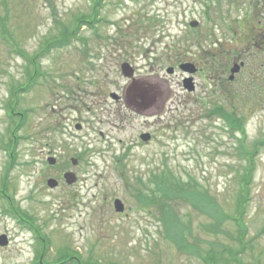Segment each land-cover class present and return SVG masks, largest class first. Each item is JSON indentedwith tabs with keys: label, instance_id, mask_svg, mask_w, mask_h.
Returning a JSON list of instances; mask_svg holds the SVG:
<instances>
[{
	"label": "rangeland",
	"instance_id": "374dc122",
	"mask_svg": "<svg viewBox=\"0 0 264 264\" xmlns=\"http://www.w3.org/2000/svg\"><path fill=\"white\" fill-rule=\"evenodd\" d=\"M250 1L252 18L242 21L248 10L234 0L0 3V187L6 183L11 195L0 194V235L9 237L0 245V264L36 263L37 234L47 244L43 264H59L65 247L79 251L75 261L92 256L96 264H207L199 247L211 264H238L221 251L226 248L243 249L241 264H264V0ZM229 7L231 13L224 11ZM78 15L85 18L76 25ZM63 26L64 44L45 49ZM30 57L40 75L28 90ZM125 61L134 78L122 72ZM236 61L245 65L230 80ZM185 63L199 71L185 77ZM183 77L195 78V91L185 89ZM15 89H21L16 106L28 118L14 135L9 103ZM142 94L149 95L144 107L157 112H141ZM142 132L155 137L143 142ZM242 140L250 151L257 147L246 199L240 181L250 160ZM166 167L208 189L222 211L193 209L181 199L169 209L151 185L144 191L155 203L140 201L135 185L150 184L152 173ZM64 168L77 175L75 183L65 182ZM50 178L59 185L50 187ZM117 198L122 212L114 207ZM162 218L191 228L184 246L168 237L171 222Z\"/></svg>",
	"mask_w": 264,
	"mask_h": 264
},
{
	"label": "trees",
	"instance_id": "16d2710c",
	"mask_svg": "<svg viewBox=\"0 0 264 264\" xmlns=\"http://www.w3.org/2000/svg\"><path fill=\"white\" fill-rule=\"evenodd\" d=\"M100 2L101 0H96V2ZM211 1V0H209ZM237 3V6H241L243 7V12L245 10V12H247V14H244V16L241 18L242 20H246L247 18H250V15L252 16V12H253V3L249 0L246 1V3L241 2V4H239L240 0H234ZM255 3H259L255 0H252ZM248 2V4H247ZM205 5L207 3H204ZM228 6H232V4L230 3ZM250 8V9H249ZM231 7H229L227 10L224 9V11L231 13ZM244 12V13H245ZM217 15L215 17H223V13L220 14L216 11ZM93 16H91L92 18ZM95 17H97V15H95ZM213 17V16H211ZM245 17V18H244ZM85 17H82V15H78L75 18L76 21V25L78 23H81L83 21ZM90 18V17H89ZM214 18V17H213ZM93 20V19H92ZM207 26H213V24L210 22V20L207 21L206 23ZM66 29H64V26L62 28L61 31V36L59 38H57L56 40H48L46 42V48H49L52 45H56L55 43L61 44L62 42H64L65 40V34H66ZM64 44V43H62ZM34 77L37 79L38 76L40 75L38 72V64L36 61V58H34ZM21 90V89H19ZM15 128L17 130L20 129V127L15 126ZM241 149L242 151H244V153L247 155L248 159L250 160V163L247 167V169L245 170V175L243 176V178L240 181V184L242 185V195H241V199H246V197H248V184L251 182V171L253 169V157H254V153L257 151V147H255V151H250L249 149H247L246 147H243V140L241 143ZM150 181V184H147L146 182H144L143 179H140L139 184L135 185L136 186V193L139 194L136 197L141 201L144 200V202L147 203H155L154 201H156L155 198H152L149 196H147L146 192L144 191V189H146L147 187H149V185L151 186H155L156 189V193H154L155 195H157L158 193H161L160 195V200L164 202V205L166 207H168L169 209H172L173 203L172 202H176L179 199L184 200L186 202H188L191 206H193V209H199L202 210L206 209L205 211H213L216 213H219V211H222L218 205L216 206L215 203L213 202V200H216L212 197V195H210V192L208 191V189L202 187L200 188L199 183L194 180L193 178L190 179H183L181 176L176 175L171 169H169V167H166V169H164L163 171L161 170L159 173L158 172H153L150 179L148 180ZM142 192H145L146 196L143 195ZM152 198V200L150 199ZM147 200V201H146ZM209 207V208H208ZM168 210H164L165 211H169ZM221 215H223L221 213ZM163 220V218H162ZM167 218H165L163 220V222H166ZM215 220V218H214ZM219 220V218H218ZM168 223L171 222L168 225L167 228V234L168 237L171 238L172 240H174L175 243H177L180 247L184 246L182 243H185L188 241L189 238L187 234H185V232L189 233V237H192V231L190 227H186V225L183 224V220L182 221H177V220H171V218H169ZM223 221V220H220ZM239 225H241L243 227V224H241V220L239 218H237L236 220ZM182 225V226H181ZM220 224H218L219 226ZM32 229L36 231L35 226L32 224ZM171 232L175 233L174 236L171 235ZM38 235V234H37ZM39 239L41 238L40 235L38 236ZM243 236L240 235V240L242 239ZM42 241H44L45 239L41 238ZM42 245L45 244V242H41ZM193 244V245H192ZM188 245L190 246L191 250L194 251V242L189 241ZM199 247V246H198ZM61 249V248H60ZM71 247H65L63 249H61V253L59 254V264H68L69 262H73L74 264H96L94 262H92V256H89L87 259L81 260L79 258V261H75V259L72 257L73 253H76L77 251H71ZM243 250V249H242ZM242 250H236L234 248H226L225 251L221 250L223 253H229L230 254V258L232 257V259L234 261H237L238 264H241L242 259H240L238 257V254H242ZM67 251V252H66ZM197 252V251H196ZM66 253V254H65ZM199 255L201 257V260H203L205 263L207 264H211L209 263L210 260H208L209 255L203 254L202 250H200L199 247ZM40 255V256H39ZM42 256V252L38 254L37 256V264H43L39 261V259ZM62 259H65L63 262H61ZM55 264V263H52Z\"/></svg>",
	"mask_w": 264,
	"mask_h": 264
},
{
	"label": "water",
	"instance_id": "95a60500",
	"mask_svg": "<svg viewBox=\"0 0 264 264\" xmlns=\"http://www.w3.org/2000/svg\"><path fill=\"white\" fill-rule=\"evenodd\" d=\"M198 24V22H192L191 26H196ZM245 65L244 61H241V62H235L232 69H231V75L229 77L230 80L234 79L235 75L237 72H239V70L241 69V67ZM180 68L186 72H189L191 74L195 73L197 71V68L196 66L193 64V63H185V64H182L180 66ZM122 71L125 75L127 76H132L133 72H132V68L131 66L128 64V63H125L122 65ZM174 71V68H170L168 69V72L169 73H172ZM185 83V87L186 89H188L189 91H193L195 89L194 87V83H193V78L192 77H188L185 79L184 81ZM146 96H144L143 94L141 95V99H142V104L143 106H147L150 104L149 100H148V97L149 95L147 96V94H145ZM112 96L115 98V99H118V95L116 93H112ZM81 125L78 124L77 125V128L78 129H81ZM141 138L144 140V141H148L150 139V134L149 133H144L141 135ZM49 162L51 164H55L56 163V159L53 158V157H50L49 158ZM73 163L76 164L77 163V160L76 159H73ZM67 183L69 184H73L76 182L77 180V176L75 173L73 172H67L65 173L64 175ZM48 184L53 188V187H56L58 185V181L54 178H51L49 179L48 181ZM114 206H115V209L118 211V212H122L124 210V203L122 202L121 199L117 198L115 199L114 201ZM8 243V239L6 237V235H3L0 237V245H6Z\"/></svg>",
	"mask_w": 264,
	"mask_h": 264
},
{
	"label": "flooded vegetation",
	"instance_id": "af4514ba",
	"mask_svg": "<svg viewBox=\"0 0 264 264\" xmlns=\"http://www.w3.org/2000/svg\"><path fill=\"white\" fill-rule=\"evenodd\" d=\"M14 0H0V3L1 2H4V3H10L11 4V2H13ZM7 9H9V7L7 6L6 7ZM2 15H0V17H1ZM1 18H3V17H1ZM3 20V19H2ZM7 21H8V19L6 18V16H5V18H4V21L2 22V24H4V30L5 31H7L8 32V30L6 29V26H5V24L7 25ZM5 22V23H4ZM3 30V28L1 27V21H0V31H2ZM3 35H6V37H9L10 38V36H8V34H6V33H4ZM125 63H128V62H124L123 64H125ZM122 64V65H123ZM129 64V63H128ZM122 65H121V67H122ZM130 65V64H129ZM32 66V70H33V72H31L30 73V76H28V82H27V84L26 85H24L25 87L24 88H28V90L31 88V86H32V83L35 81V80H33V78H34V64L33 65H31ZM131 66V68H132V72H133V74H132V76H129V77H131V78H134V69H133V67H132V65H130ZM178 67H179V65H178ZM181 71V73L186 77L187 76V73L185 72V71H183V70H180ZM199 71V70H198ZM197 71V72H198ZM30 77V78H29ZM185 77H183L182 78V81L184 82V79H185ZM195 79V78H194ZM195 82V81H194ZM196 82H195V85H194V87L196 88ZM18 89V88H17ZM17 89H15V92L13 91V94H12V96L13 97H16V99H15V101H10V103H9V116L11 117V119H12V122H14V125H16V126H18V127H20V129L21 128H23V126L25 125V122H26V120H27V110L26 109H24V108H18L16 105H17V99H18V93L17 92H21V90H18V91H16ZM195 91V90H194ZM117 94V93H116ZM119 97H118V99H115L113 96H112V93H110V97L112 98V99H114L115 101H120L121 99H122V96L121 95H119V94H117ZM125 97H126V95H125ZM133 100V99H132ZM135 100V99H134ZM142 100V99H141ZM136 102H137V100H135ZM155 101V100H154ZM153 101V102H154ZM138 103V102H137ZM143 105V104H142ZM21 112H24V113H26L25 114V116H21V115H23ZM141 112L143 113V112H145V113H148V114H151V113H153V112H157V111H155V110H151V109H147V108H145L144 106H143V110H141ZM21 113V114H20ZM14 116L16 117L15 119H14ZM144 133H149L150 134V139L148 140V141H150V140H152V138H154L155 137V135L153 134V133H151V132H142L140 135H139V137H140V139H141V135L142 134H144ZM142 140V139H141ZM143 142H147V141H144V140H142ZM13 144V143H12ZM7 147H9L10 148V144H7ZM11 147H12V145H11ZM64 172H67L68 170H67V168H64ZM2 186L3 187H0V194H1V196H4L5 198H10V193L8 192V189H7V185H6V183H2ZM11 203L12 204H14L15 203V200L14 199H12L11 200Z\"/></svg>",
	"mask_w": 264,
	"mask_h": 264
}]
</instances>
